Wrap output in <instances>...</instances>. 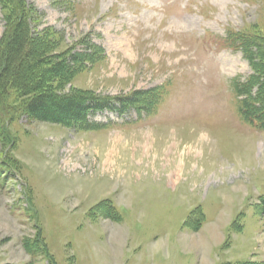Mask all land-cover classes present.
<instances>
[{
	"label": "rangeland",
	"instance_id": "374dc122",
	"mask_svg": "<svg viewBox=\"0 0 264 264\" xmlns=\"http://www.w3.org/2000/svg\"><path fill=\"white\" fill-rule=\"evenodd\" d=\"M24 5L27 51L54 62L89 39L105 56L60 75L43 64L30 96L13 72L0 82L12 120L0 115V264L264 263V131L240 120L233 89L253 71L217 39L264 29V0ZM16 9L0 0V55ZM27 51L10 62L28 67ZM158 87L150 114L92 115L101 130L27 110L37 89L54 99Z\"/></svg>",
	"mask_w": 264,
	"mask_h": 264
},
{
	"label": "trees",
	"instance_id": "16d2710c",
	"mask_svg": "<svg viewBox=\"0 0 264 264\" xmlns=\"http://www.w3.org/2000/svg\"><path fill=\"white\" fill-rule=\"evenodd\" d=\"M16 4L17 18L20 19V24L19 28H17L18 31L13 29L10 32L11 35L6 39L2 48V56L0 55V62L2 63L0 82L4 81L9 72H13L22 83L21 89L29 92L27 96H30L33 93L32 85H30L31 80L33 78L36 79L35 82L40 80V71L43 64L51 65L49 71L45 69L46 72H50L52 75H60L64 70L72 73L80 65L87 66L104 58V49L89 39L82 41V44L76 45L70 55L55 57L54 62H50L48 57L44 58V56L38 54L35 49L27 51L29 38L32 36L29 26L26 28V24H23L27 17V10L23 8L25 7L24 0H16ZM217 39L225 48L242 52L244 58L250 64L253 74L249 79L246 82L235 81L233 83L237 114L246 125L264 131V29L257 24L244 30H229L226 36H217ZM25 51H27L26 53L31 59L28 67L20 64V62L18 66L10 62V54L11 59H13L17 53L22 55ZM39 91L40 89L34 91L37 95H32L33 98L30 99L27 106V110L31 115L41 119L52 117L60 123H62V120H68L71 123L75 121L81 128L96 130L106 129L108 126L93 122L91 120L92 115L105 110H115L120 114H125L130 110H135L140 115L143 113L150 114L159 107L166 94L165 88L158 87L150 90H136L118 97L85 94L74 98L72 96H61L53 99L47 93H39ZM7 110H9L8 107L2 105L0 115L2 116V123L6 122L9 124L12 120L11 117L7 116L6 113H9ZM4 157L1 160L3 162L7 159V156ZM259 200L257 207L264 217V194L260 195ZM111 207L113 212L117 214L115 207ZM205 217L206 214L200 212L199 226L204 223Z\"/></svg>",
	"mask_w": 264,
	"mask_h": 264
}]
</instances>
